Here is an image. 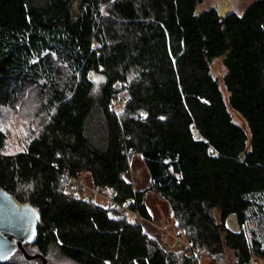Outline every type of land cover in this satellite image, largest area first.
Returning <instances> with one entry per match:
<instances>
[{
    "label": "trees",
    "instance_id": "16d2710c",
    "mask_svg": "<svg viewBox=\"0 0 264 264\" xmlns=\"http://www.w3.org/2000/svg\"><path fill=\"white\" fill-rule=\"evenodd\" d=\"M201 1L0 0V189L39 211L29 254L264 259V0L240 14L196 13ZM133 154L188 249H165L127 218L124 206L149 218L125 177ZM64 171L87 174L117 205L66 193ZM0 264L41 263L16 249Z\"/></svg>",
    "mask_w": 264,
    "mask_h": 264
},
{
    "label": "rangeland",
    "instance_id": "374dc122",
    "mask_svg": "<svg viewBox=\"0 0 264 264\" xmlns=\"http://www.w3.org/2000/svg\"><path fill=\"white\" fill-rule=\"evenodd\" d=\"M252 1L254 0H203L197 5L195 12L200 13L207 9L214 8L218 12H234L240 14ZM210 68L212 74L215 77L221 76L224 73V67L218 59H215L210 63ZM101 84L102 80L99 79L98 81H96L95 86L99 87ZM233 118L237 122L242 121L237 115L234 114ZM128 164L129 167L125 174V177L133 184L135 189H141L144 191V200L149 212V218H139V216L126 211L127 218H138L142 223L143 229L148 235L156 237L162 243L165 249L171 250L169 249L171 247V243L175 242V235L179 234V232H176V230L172 226V223H168V218L171 219L172 217L170 207L165 200L158 197L151 189L148 172L141 158H139L137 154H133L129 157ZM79 178V184H82L85 187V190L80 189L78 194H73L80 196L89 195V191L87 190V188L88 186L92 185L90 184L87 174L80 175ZM101 196L102 195L97 194L95 196H92L91 198L96 203L107 204L106 200ZM230 219L231 218H229V224L232 226V219ZM175 251L178 252V250ZM35 258H38L40 263L42 264V259L40 256H37ZM44 258L46 259V257ZM197 258L199 259V264H233L232 261H214L211 259V257L204 256L202 254L199 255V257L197 256ZM257 258L259 259L260 264H264L263 258H260L259 256ZM46 264L55 263L48 262Z\"/></svg>",
    "mask_w": 264,
    "mask_h": 264
},
{
    "label": "water",
    "instance_id": "95a60500",
    "mask_svg": "<svg viewBox=\"0 0 264 264\" xmlns=\"http://www.w3.org/2000/svg\"><path fill=\"white\" fill-rule=\"evenodd\" d=\"M39 219V211L35 207L0 189V261L19 249L27 259L40 256L42 264L47 263L43 256L29 254L23 246L25 242L33 240Z\"/></svg>",
    "mask_w": 264,
    "mask_h": 264
},
{
    "label": "built area",
    "instance_id": "2783aa9c",
    "mask_svg": "<svg viewBox=\"0 0 264 264\" xmlns=\"http://www.w3.org/2000/svg\"><path fill=\"white\" fill-rule=\"evenodd\" d=\"M65 176H67L65 185H64V191L66 193H75L78 194L79 190L83 189L85 190V187L82 184H79L80 176L79 174L77 175H68L66 171H64ZM151 189L153 190L154 188L151 186ZM87 190L89 191V197L95 196L97 194L102 195L103 199L106 200V202L117 205V202L114 200L113 192L108 189L104 188L103 190H100L97 186H88ZM80 197V195H77ZM126 211L135 214L136 216H139V218H144L136 209L129 208L127 206H124ZM146 219V218H144ZM174 240V239H173ZM189 248V245L185 241V237L183 234H176L175 235V242L171 243V247L169 249L175 251V250H186ZM258 256H251L246 264H260L259 259L257 258Z\"/></svg>",
    "mask_w": 264,
    "mask_h": 264
}]
</instances>
